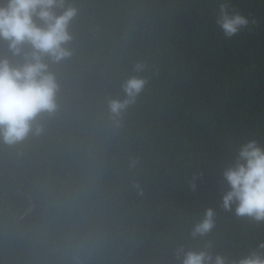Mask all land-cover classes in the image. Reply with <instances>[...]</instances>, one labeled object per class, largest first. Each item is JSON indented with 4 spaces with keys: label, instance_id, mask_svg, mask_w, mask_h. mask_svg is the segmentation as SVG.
I'll list each match as a JSON object with an SVG mask.
<instances>
[{
    "label": "trees",
    "instance_id": "obj_1",
    "mask_svg": "<svg viewBox=\"0 0 264 264\" xmlns=\"http://www.w3.org/2000/svg\"><path fill=\"white\" fill-rule=\"evenodd\" d=\"M67 3L78 15L74 54L53 67L60 111L40 136L0 145V264H179L181 246L231 257L264 241V225L218 207L238 144H264V0H230L257 21L232 39L218 0ZM132 75L148 82L117 127L106 100ZM209 207L216 227L193 240Z\"/></svg>",
    "mask_w": 264,
    "mask_h": 264
},
{
    "label": "clouds",
    "instance_id": "obj_2",
    "mask_svg": "<svg viewBox=\"0 0 264 264\" xmlns=\"http://www.w3.org/2000/svg\"><path fill=\"white\" fill-rule=\"evenodd\" d=\"M77 15L78 9L67 0H0V41L7 48V54H0V145L11 147L29 136H40L45 129L41 121L60 111L61 84L53 67L74 54L70 28ZM214 23L225 39H232L257 21L233 9L230 0H218ZM144 70L143 63L133 66L135 73ZM147 82L132 75L121 84L122 98L106 100L108 117L115 126ZM202 175L199 171L192 175V191ZM221 175L226 187L218 207L264 225V144L256 139L239 143ZM135 187L139 189V185ZM216 217L215 209L206 208L192 224L190 237H207L216 227ZM174 255L179 264H264V241L239 256L214 252L211 241L200 248L178 247Z\"/></svg>",
    "mask_w": 264,
    "mask_h": 264
},
{
    "label": "water",
    "instance_id": "obj_3",
    "mask_svg": "<svg viewBox=\"0 0 264 264\" xmlns=\"http://www.w3.org/2000/svg\"><path fill=\"white\" fill-rule=\"evenodd\" d=\"M31 204H33V201H31ZM76 262L79 263V264H85L83 261H81L79 259H76Z\"/></svg>",
    "mask_w": 264,
    "mask_h": 264
}]
</instances>
